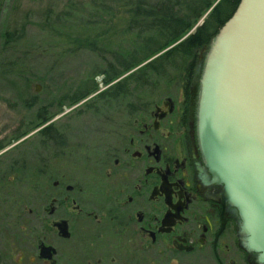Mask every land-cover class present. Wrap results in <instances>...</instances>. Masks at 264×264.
<instances>
[{
    "label": "flooded vegetation",
    "instance_id": "flooded-vegetation-1",
    "mask_svg": "<svg viewBox=\"0 0 264 264\" xmlns=\"http://www.w3.org/2000/svg\"><path fill=\"white\" fill-rule=\"evenodd\" d=\"M198 67L200 77L191 71V77L173 78L166 93L156 79L150 78L153 92L131 87L124 76L112 79L105 94L107 125L44 124L42 130L52 131L44 142L60 163L53 170L46 160L39 171L49 180L40 219L59 239L76 238L74 261L259 264L258 254L242 245L239 210L224 199L200 145L203 64ZM57 222L67 223L70 237L59 235ZM42 243L54 247L57 257V247L44 240L38 250Z\"/></svg>",
    "mask_w": 264,
    "mask_h": 264
},
{
    "label": "rangeland",
    "instance_id": "rangeland-1",
    "mask_svg": "<svg viewBox=\"0 0 264 264\" xmlns=\"http://www.w3.org/2000/svg\"><path fill=\"white\" fill-rule=\"evenodd\" d=\"M122 4V0H0V264H45L38 257L40 240L57 247L58 264L80 263L70 253L76 238L59 239L40 219L48 203L49 180L39 171L46 160L55 164L53 170L60 163L59 157L51 159L53 146L44 142L41 132L48 121L83 129L109 124L105 62L114 56L109 50L128 49L133 35L132 13ZM206 52L200 53V63ZM176 70L168 64L164 73L141 78L146 82L142 92H153L150 78L159 80L161 92H168L176 83L173 78L187 77V70L174 76ZM193 74L200 77L201 67ZM135 79H130L131 87L138 86ZM36 85L41 86L39 92ZM88 91L93 92L76 102L78 94Z\"/></svg>",
    "mask_w": 264,
    "mask_h": 264
},
{
    "label": "water",
    "instance_id": "water-1",
    "mask_svg": "<svg viewBox=\"0 0 264 264\" xmlns=\"http://www.w3.org/2000/svg\"><path fill=\"white\" fill-rule=\"evenodd\" d=\"M200 84L206 164L224 199L239 210L243 247L264 264V0L240 1L207 53ZM55 227L70 237L66 222ZM39 248L41 259L54 261V247Z\"/></svg>",
    "mask_w": 264,
    "mask_h": 264
},
{
    "label": "trees",
    "instance_id": "trees-1",
    "mask_svg": "<svg viewBox=\"0 0 264 264\" xmlns=\"http://www.w3.org/2000/svg\"><path fill=\"white\" fill-rule=\"evenodd\" d=\"M122 1V8L132 13L130 47L109 50L114 56L105 62L107 67L103 73L105 83L109 84L112 79L146 64L127 77L128 80L136 78L134 84L138 86L146 83L141 78L164 73L168 64L177 69L174 76L187 70V77H191V71L200 64V53L210 46L240 3V0H157L155 4L145 0ZM91 92L76 98V102ZM48 130L41 134L47 135Z\"/></svg>",
    "mask_w": 264,
    "mask_h": 264
}]
</instances>
